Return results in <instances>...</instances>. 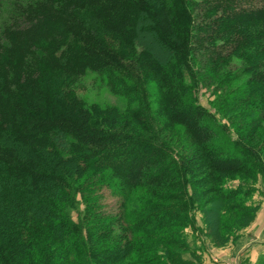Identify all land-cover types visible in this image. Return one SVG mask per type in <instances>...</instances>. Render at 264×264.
Returning a JSON list of instances; mask_svg holds the SVG:
<instances>
[{"label":"trees","instance_id":"16d2710c","mask_svg":"<svg viewBox=\"0 0 264 264\" xmlns=\"http://www.w3.org/2000/svg\"><path fill=\"white\" fill-rule=\"evenodd\" d=\"M1 20L0 264H194L200 232L251 222L264 0H13ZM87 72L125 108L79 96Z\"/></svg>","mask_w":264,"mask_h":264},{"label":"rangeland","instance_id":"374dc122","mask_svg":"<svg viewBox=\"0 0 264 264\" xmlns=\"http://www.w3.org/2000/svg\"><path fill=\"white\" fill-rule=\"evenodd\" d=\"M12 1L13 0H0V22L2 21L1 19L4 17V15L8 12ZM158 55L161 56L160 58L164 57V54L161 55L160 53ZM153 88L154 87L151 84L150 91L152 93L154 92ZM77 94L81 96L87 103L96 102L101 105H116L120 108H125L127 105V102L122 96H118L110 92L106 85L93 72H87V74L81 78ZM197 97L202 105L208 107L212 112L215 111L213 108L214 96L210 94L209 90L201 88L197 92ZM218 118L221 120V122L224 121L221 117ZM241 180L242 178L237 175L231 176L226 179L224 185L235 186L238 185ZM255 186L257 187V190L253 192L252 196L248 200V203L251 204L252 207H255L253 219L249 224L237 230L236 233L234 232V234H231L230 239L227 242H219L216 243L217 245H214L213 241H211V236H209V234L206 235L203 230L205 227L202 222V213L199 211L195 213L197 225L199 226L200 230L202 229L203 231L200 232V236L196 237L197 239L195 240V245L201 246L199 251H201L202 256L200 260L197 259L198 261H195L194 264L220 263V259L225 260L224 264H240L243 260H246L249 263L255 262H252L253 259H251V257L254 258L258 253H251L252 251L250 252L249 250L244 251L239 256V258L236 259L237 251L240 250L242 246L246 247V245H249L251 247L252 244L258 240L264 239V178H259ZM114 200L115 199L113 197L108 199V201ZM81 208L82 205L80 204V207L78 206L77 208L70 210V214L75 220ZM230 213L231 212L228 211L225 213V215L227 216ZM190 238L191 237L189 235L188 239ZM262 243L264 245V241ZM237 245L240 247H235ZM223 251H226V253H223ZM185 255L186 257L190 258L187 254Z\"/></svg>","mask_w":264,"mask_h":264},{"label":"crops","instance_id":"0c3cea01","mask_svg":"<svg viewBox=\"0 0 264 264\" xmlns=\"http://www.w3.org/2000/svg\"><path fill=\"white\" fill-rule=\"evenodd\" d=\"M261 240V239H260ZM260 240H258L257 242H255L254 244H252V246L250 247L249 245H246V247L245 246H242L241 247V249L240 250H238L237 251V256H236V259L237 258H239V256L244 252V251H252L251 253H254L255 252V254H259V253H261L262 252V250L264 249V245H263V241H264V239H262L261 241ZM239 245H237V246H235V247H238ZM249 246V247H248ZM240 247V246H239ZM249 252V253H250ZM223 253H226V251L224 252L223 251ZM257 254V255H258ZM225 255H227V254H225ZM257 255L254 257V258H252L251 257V259H253V261L252 262H254L255 261V259L257 258ZM216 262V261H215ZM224 262H225V260H223V259H220V263H214V264H224Z\"/></svg>","mask_w":264,"mask_h":264}]
</instances>
